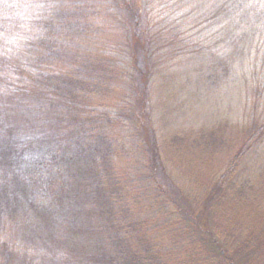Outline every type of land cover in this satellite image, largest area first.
I'll list each match as a JSON object with an SVG mask.
<instances>
[{
    "label": "trees",
    "instance_id": "1",
    "mask_svg": "<svg viewBox=\"0 0 264 264\" xmlns=\"http://www.w3.org/2000/svg\"><path fill=\"white\" fill-rule=\"evenodd\" d=\"M97 1L0 0V264H264V0H180L181 31L179 0ZM179 56L242 90L167 136L152 70Z\"/></svg>",
    "mask_w": 264,
    "mask_h": 264
},
{
    "label": "rangeland",
    "instance_id": "2",
    "mask_svg": "<svg viewBox=\"0 0 264 264\" xmlns=\"http://www.w3.org/2000/svg\"><path fill=\"white\" fill-rule=\"evenodd\" d=\"M104 1L105 0H98L96 4L102 3ZM135 2L136 5L141 9V16L149 14V12H146L145 9L150 8L152 5L151 0H135ZM189 2L191 5L194 4V0H189ZM154 5H156V3H154ZM163 9L167 10H164L163 14L161 15V19L163 18L166 20V17L172 16L171 21H176L178 20L176 19L177 17H181L182 21L178 22L177 24V26L179 25L181 31L182 28L186 29L187 26V22L183 21L184 13L188 11L194 13L196 7L188 8L187 4L186 6H182V2L179 0L175 7H166ZM137 29H143V25L139 23ZM224 32L225 30L220 32V36L223 35ZM98 39L100 40V44H96L99 50L94 55L97 57L94 61L99 59V63L97 64L96 62L94 66H100L104 68V66L101 65H104V60L110 53L103 49H105L109 44L111 45L112 41L108 39L103 33L99 35ZM143 46L145 50L148 49V47H151L149 41L144 42ZM225 49L226 48H222L220 50L221 55H223L222 61L224 63L226 62V55H228V53L225 52ZM138 60L140 62L138 66L144 71V60L140 59L139 57ZM128 61L130 60L128 59ZM186 65H189V62L185 63L184 66L179 69L181 67V56H179L177 58V62H175L172 66L169 67L164 59L162 67L157 70H152V72L156 71L158 74L156 75L157 82H154L152 85V87L157 90V93L153 91L151 98L153 99L154 105L161 107L156 111H158L159 116L162 117V128L165 130L167 136L174 131L179 132L178 128L183 129L187 127H195L196 123H200L204 119H210L214 117L219 120V118H227L230 111L229 107L232 106L230 100H232L235 93H238V90H242V85L233 86V88H231L230 86L224 84V80H221L216 84L213 83L209 88L205 87V89L202 90V88L199 87V84L193 82L194 73L190 68L185 69ZM127 67H129V63L127 64ZM167 79H173L176 81V83L174 85L170 84L168 86H165V84L163 85ZM151 81L153 82L152 76ZM130 82L131 81L129 79L116 77L113 83L115 86H120L122 91L124 88L129 86ZM161 82L163 83L161 84ZM26 121H29V118L23 115L21 122H25L24 125H27L28 122ZM40 154L41 153L37 154V156ZM9 219L14 218L11 217ZM79 246L81 247L80 244Z\"/></svg>",
    "mask_w": 264,
    "mask_h": 264
}]
</instances>
